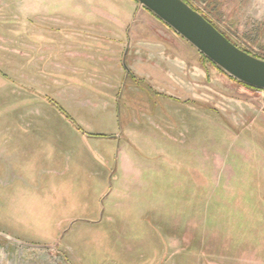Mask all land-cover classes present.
<instances>
[{
	"label": "rangeland",
	"instance_id": "rangeland-1",
	"mask_svg": "<svg viewBox=\"0 0 264 264\" xmlns=\"http://www.w3.org/2000/svg\"><path fill=\"white\" fill-rule=\"evenodd\" d=\"M188 1L264 61V0ZM0 264H264V91L134 0H0Z\"/></svg>",
	"mask_w": 264,
	"mask_h": 264
},
{
	"label": "water",
	"instance_id": "water-1",
	"mask_svg": "<svg viewBox=\"0 0 264 264\" xmlns=\"http://www.w3.org/2000/svg\"><path fill=\"white\" fill-rule=\"evenodd\" d=\"M235 81L264 91V61L234 46L183 0H135Z\"/></svg>",
	"mask_w": 264,
	"mask_h": 264
},
{
	"label": "trees",
	"instance_id": "trees-1",
	"mask_svg": "<svg viewBox=\"0 0 264 264\" xmlns=\"http://www.w3.org/2000/svg\"><path fill=\"white\" fill-rule=\"evenodd\" d=\"M135 1V0H134ZM186 4H188L191 8H193L195 11H197L198 12V10L196 9V8H194V6L193 5H191L190 4V2L188 1V0H183ZM200 13V12H199ZM201 14V13H200ZM205 19H206V21H208L210 24H212L218 31H219V29L212 23V21H210V19H208L205 15H203V14H201ZM219 33H222L230 42H232L223 32H221V31H219ZM233 43V42H232ZM234 44V46H236V44L235 43H233ZM238 48H240L239 46H237ZM241 50H243L242 48H240ZM243 51H245V50H243ZM246 52V51H245ZM246 53H248V52H246ZM249 54V53H248ZM213 64V63H212ZM239 83V82H238ZM241 84V83H240ZM241 85H244V84H241ZM244 86H246V85H244ZM246 87H249V85L248 86H246ZM249 88H251V87H249ZM251 89H253V88H251ZM63 117H64V119H66V120H68L69 121V123L79 132V131H81V129L80 128H78V126L76 125V123L72 120V119H70L68 116H66V115H64L63 114Z\"/></svg>",
	"mask_w": 264,
	"mask_h": 264
},
{
	"label": "crops",
	"instance_id": "crops-1",
	"mask_svg": "<svg viewBox=\"0 0 264 264\" xmlns=\"http://www.w3.org/2000/svg\"><path fill=\"white\" fill-rule=\"evenodd\" d=\"M26 123H28V122H26Z\"/></svg>",
	"mask_w": 264,
	"mask_h": 264
}]
</instances>
